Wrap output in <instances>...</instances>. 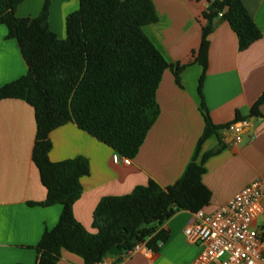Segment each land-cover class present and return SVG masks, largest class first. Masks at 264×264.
<instances>
[{
    "label": "crops",
    "instance_id": "obj_1",
    "mask_svg": "<svg viewBox=\"0 0 264 264\" xmlns=\"http://www.w3.org/2000/svg\"><path fill=\"white\" fill-rule=\"evenodd\" d=\"M209 0H152L157 20L143 27L169 66L157 86V116L129 164L115 163V153L74 123L67 122L49 134L51 161L76 156L88 160L89 173L80 178L79 198L73 203L74 218L89 232L93 210L103 196L123 195L149 179L160 186L173 184L192 160L205 122L199 109L197 91L202 67L189 62L200 43L201 16ZM43 0H24L16 8L18 17L36 16ZM261 31V37L245 50L238 49L237 36L227 21L217 20L208 35V63L202 95L211 121L216 125L249 118L250 124L240 142L225 128L210 135L200 145L196 161L204 153L203 184L211 191L209 204L201 210L211 212L254 180L264 183V103L258 115H251L253 103L264 90V0H241ZM78 8V0H50L48 23L59 38H65V18ZM0 23V86L24 75L27 66L18 43L6 37ZM185 64L178 76L176 64ZM35 118L31 105L21 99L0 100V264H37L34 246L45 229L56 224L60 204H38L46 196L37 167L31 159L35 139ZM264 205V197L262 199ZM195 215L178 210L156 230L168 232L165 241L151 255L142 251L124 254L120 260L107 254L103 264H191L200 246L191 243L184 228ZM264 226V214L254 221ZM56 264H83V259L66 250ZM98 264V263H96Z\"/></svg>",
    "mask_w": 264,
    "mask_h": 264
},
{
    "label": "trees",
    "instance_id": "obj_2",
    "mask_svg": "<svg viewBox=\"0 0 264 264\" xmlns=\"http://www.w3.org/2000/svg\"><path fill=\"white\" fill-rule=\"evenodd\" d=\"M22 1L0 0V23L6 37L17 41L27 66L24 75L0 86V100L17 98L32 106L36 130L31 159L46 189L38 204L61 205L56 224L34 246L37 264H56L63 249L80 256L83 264H96L107 254L120 260L139 241L156 251L168 237L166 230H156L159 224L178 210L194 213L211 198L202 182L203 162L222 144L199 162L195 158L201 143L227 126L211 121L201 91L213 24L227 21L240 51L258 40L261 31L241 0L208 1L201 13L200 43L189 61L202 67L197 91L205 122L192 160L173 184L162 187L149 179L127 194L101 197L92 213L95 231L89 232L72 211L82 191L80 178L89 173L88 160L51 161L49 134L72 122L114 152L136 154L157 116L155 93L169 66L143 30L157 20L155 7L152 0H78V8L65 18V38H59L48 23L50 0H43L36 16L18 17L15 10ZM184 66L176 64L175 77ZM261 103L264 90L251 115H258Z\"/></svg>",
    "mask_w": 264,
    "mask_h": 264
},
{
    "label": "built area",
    "instance_id": "obj_3",
    "mask_svg": "<svg viewBox=\"0 0 264 264\" xmlns=\"http://www.w3.org/2000/svg\"><path fill=\"white\" fill-rule=\"evenodd\" d=\"M249 124L245 117L230 122L226 129L233 133L235 142H240ZM112 160L130 162L129 157L116 152ZM263 197L264 183L254 180L217 209L194 212L195 221L183 230L189 242L200 246L191 264H264V226L254 225L257 216L264 214ZM135 251L153 253L145 241L135 243L126 254Z\"/></svg>",
    "mask_w": 264,
    "mask_h": 264
},
{
    "label": "water",
    "instance_id": "obj_4",
    "mask_svg": "<svg viewBox=\"0 0 264 264\" xmlns=\"http://www.w3.org/2000/svg\"><path fill=\"white\" fill-rule=\"evenodd\" d=\"M213 26H214V24H213Z\"/></svg>",
    "mask_w": 264,
    "mask_h": 264
}]
</instances>
